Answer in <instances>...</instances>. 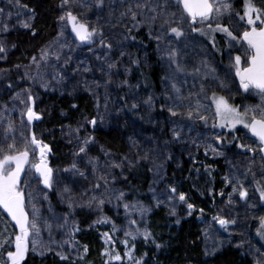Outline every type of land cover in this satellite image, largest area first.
I'll return each mask as SVG.
<instances>
[{
	"label": "rangeland",
	"instance_id": "374dc122",
	"mask_svg": "<svg viewBox=\"0 0 264 264\" xmlns=\"http://www.w3.org/2000/svg\"><path fill=\"white\" fill-rule=\"evenodd\" d=\"M137 2L142 3L143 0H104V11H97L95 18H90L96 7L94 0H72L69 7L73 13L82 15L80 17L76 14L82 22L88 23L90 28L97 27L102 30L106 42L112 44L111 50L101 47L98 38L91 50L90 48L80 49L69 27H63L60 21L58 35L40 49L35 56V61L18 66L12 71L7 69L0 71V117L13 122L17 132V145L21 148L23 145L20 142L19 133L23 132L25 136L30 137L36 132L35 129L30 128L33 125L28 124L26 115H21L25 105L21 104L20 100L13 99L19 93L20 99L26 101L25 90H30L34 101L32 107L34 104L33 110L38 115L43 114V110L39 107L40 102L48 96L89 95L97 100L96 119L106 130L116 126L125 129L124 126L129 123L125 114V104L131 106L136 104L135 108L138 111L137 124L129 123L130 128L125 136L129 142L127 153L112 152L104 145L97 144L87 134L77 132L73 128H66L63 137L71 148L66 152L65 160L54 162L47 153L48 165L53 169L52 187L46 188L34 171L21 175V187L26 194V210L31 217L34 205L42 225L40 235L36 238L38 249L34 253L30 244L25 259L29 254L44 256L52 252L66 257L76 256L80 242L78 241L79 231L74 229L80 230V226L74 213L84 211L95 214V222L104 217L109 220L108 223H96L101 226L103 233L112 235L114 241V243L106 244L103 236L104 252L105 250L118 252L122 260L133 264V261L124 255L127 249L120 242L125 239L123 230L127 227L128 220H137V225L132 227L139 228L140 233L145 231L150 233L149 214L157 205L168 203L171 212L178 215L180 221L189 218L198 210L200 214L198 222L201 225L200 240L209 257H214L225 248L232 247L245 249L244 254L253 264L258 262L264 264V239L257 234L260 228L259 217L264 216V210H261V206L264 207V201L260 200L257 191V187L264 188V171L261 170L264 162L261 161V154L258 151L254 154L237 147L238 144H245L257 148V143H253L254 138H251L247 129L240 125L234 131L228 128L211 127L214 105L210 99L212 96L210 93L224 95L230 103L241 106V110L245 105H258L261 100L258 96L243 94L238 88V79L234 77V73H229L227 45L221 34L217 33L215 36L216 48L212 47L207 36L191 32L190 29H186L184 37L178 40L172 36L166 37L159 42L158 47L155 37L161 34L160 20L151 26L145 23L138 28L134 27L135 31H142L147 40L157 46L159 51L157 55L165 74L158 91L142 89L140 83L133 80L136 56L132 45L125 39L124 31L128 30L126 25L131 21V17L130 14L121 16L130 4L134 7ZM232 2L234 10L242 13V0H232ZM81 3L90 5L91 10L80 7ZM257 6L260 5L257 4ZM260 7H264V3ZM0 8L5 10L3 14H0V44L5 48V52L0 53V62H5L9 53L14 50L7 35L16 29H24L23 23L30 24V20L28 17L16 14L19 9L15 5V0L12 4H9L8 0H0ZM67 10V7H62L61 15ZM144 12L149 16L152 15L147 8ZM9 13H11L10 16ZM137 19L142 17L138 16ZM224 22L227 23V20L225 19ZM235 22L234 18L233 23ZM5 24L6 31L3 30ZM134 48L138 52L141 65L145 68L152 66L150 52L138 46ZM172 49L177 51L176 61L183 68L182 72L176 71V64L172 63L168 57V52ZM42 50L48 52L46 59H41ZM57 54L60 56L58 61L55 59ZM235 54L234 52L233 55ZM204 61L207 62V67ZM110 63L115 64V67L109 68ZM196 69H199V72ZM173 82L181 88L183 96L188 97L191 94L190 101L185 100L184 105L194 104L197 99L202 104L208 105L207 111L202 109L204 115L209 117L208 129L200 131L197 128L198 124H204L202 121H189L170 115L168 108L172 101L167 97L175 95L171 89ZM220 82H223L225 86L219 87ZM44 84L48 86L43 87ZM201 85L204 86V93H200ZM198 93L199 96H197ZM149 96L152 97L151 106L144 103ZM205 96L208 99H205ZM237 98L243 101L239 104L235 101ZM184 110V107L178 109L181 112ZM178 126L183 128L179 140L173 137L172 132L173 128ZM3 127L4 125H0V136L3 134ZM164 128L168 129L166 136L163 133ZM215 136H220L222 142L217 143ZM36 137L40 140L38 136ZM86 138L91 140L87 147L95 144L100 148L102 157H95L88 152L79 153V148L83 146ZM209 145L223 154L213 153ZM37 158L38 150L30 159L35 162ZM135 161L145 163L153 175L149 204L132 198L130 193L120 185L121 180L126 177L127 168ZM185 163L189 168L199 165L192 170L195 185L210 198L208 203L210 209L206 207L199 209L190 193L182 191L184 180L175 177V172L170 170L169 165L174 168V171H179ZM73 164L75 168L72 167ZM249 168L251 172H248ZM226 176L233 183L235 178H239L248 191L246 200H241L238 194H233L232 203H229L233 184L225 181ZM216 180L220 183L217 184ZM97 184L100 185L98 188ZM171 188H175L176 192L172 193ZM52 192L57 196L61 207L65 208L64 211L56 209L51 199ZM121 193H123L122 197ZM181 193L185 195L186 202L179 200ZM101 199L104 200L103 205L99 204ZM124 204L129 205L127 212L123 207ZM187 204L193 205L192 210L187 208ZM133 205L135 207H132ZM108 208L116 212V216L120 218L119 223L106 212ZM140 209H147L143 216L140 214ZM190 211L191 214H189ZM4 214L9 219L7 214ZM216 216L234 219L236 223L220 228V224L213 219ZM65 219L68 221L67 224ZM113 224L121 230L113 233ZM140 241L151 242V233L147 240L143 238V235H138L135 241L129 240V247L135 244L132 253L134 260H137L135 254L137 243ZM252 241H258L260 247ZM146 254L145 251L141 252L143 257Z\"/></svg>",
	"mask_w": 264,
	"mask_h": 264
},
{
	"label": "snow or ice",
	"instance_id": "6c2138e0",
	"mask_svg": "<svg viewBox=\"0 0 264 264\" xmlns=\"http://www.w3.org/2000/svg\"><path fill=\"white\" fill-rule=\"evenodd\" d=\"M9 4L13 3V0H8ZM97 8L103 6L104 0H94ZM72 0H61V7H67L68 10L64 12L58 19L62 22L63 27H70L71 32L75 34V38L81 42V44L93 45L97 42L101 47L111 50L112 44L106 42L104 33L97 27H89L88 23L82 22L78 18V15L74 14L69 7ZM17 8L24 7L21 5L20 0H15ZM242 13L235 11L233 8L232 0H143V2L129 5L126 12H122L121 16L129 15L131 20L134 21L133 27L147 23L149 26L154 25L157 20H160L159 28L161 34L157 35L155 39L158 42L164 40L168 36H172L175 39L184 37L186 29H190L191 32L199 33L202 36H207L212 43V47L216 48L215 36L217 33L221 34L225 39L227 45V55L229 58V73H234V77L238 79V88L242 90L243 94L249 96H258L261 103L258 105H245L241 110V106L234 105L229 102V99L224 95H217L213 93L211 96L212 104L214 105L212 128H228L229 130H236L240 125L244 129H247L251 134V138H254L253 143H257V148H253L251 145L238 144L237 147L246 149L248 152L261 154L260 159L264 161V7L257 6L254 0H242ZM80 7H87L91 10V6L81 3ZM147 8L148 12L152 15H147L144 9ZM175 9V10H173ZM139 10V11H137ZM4 9L0 8V14L4 13ZM11 13H9V16ZM141 16L142 19H137ZM235 18V23L233 19ZM225 19L227 23H225ZM200 25L201 27H197ZM24 28H29V23H23ZM205 28L207 29L205 31ZM3 30H7V25L3 26ZM131 31V29H129ZM151 34V33H150ZM35 35V33H33ZM63 35V31H61ZM127 39V37H125ZM135 39V37H133ZM91 50V48L89 49ZM217 51H220L217 49ZM5 52V48L0 44V53ZM236 53L233 55V53ZM123 55V53H121ZM177 51L172 49L168 52L170 61L176 64V71L182 72L183 68L176 61ZM48 52L42 50L41 59H46ZM55 59L58 61L60 56L57 54ZM99 59V57H97ZM36 58L33 57V61ZM207 67V62L204 61ZM109 68H114L115 64H108ZM87 71V69H85ZM199 72V69H196ZM214 72V69L212 70ZM55 78V77H54ZM207 78V77H205ZM43 87L48 85L44 84ZM219 87H224V83L220 82ZM11 87V85H9ZM172 92L174 96H168L167 99L172 101L168 111L172 117H181L189 121L199 120L204 123L205 126L209 124V117L204 115V111H207L208 105L202 104L199 99L194 104L189 103L184 105L185 100L191 99V94L185 97L181 94V88L176 83L171 84ZM27 92V100L20 99V94L17 93L13 99L20 100V103L25 105V110L21 112V115H26L28 124H31L33 120H39L40 116L33 110L32 103L33 96L30 90ZM204 86L201 85L200 93H204ZM200 94L198 93L197 96ZM205 99H208L205 96ZM145 104L151 106L152 97L149 96L144 101ZM75 107V106H74ZM133 108L137 107L136 104L132 105ZM181 107H184V111H178ZM23 123V122H22ZM91 125L95 126L97 121L92 119L88 121ZM175 123V122H174ZM0 125H4L3 134L0 136V209L11 218L14 222L13 227L18 229V232H13L11 235L7 234V227L3 231H0V264H22L26 254L29 252V245L32 246V251L35 253L38 249L37 237L40 235L41 223L37 215V209L33 205L31 218L29 212L26 210V194L21 187V175H27V172H35L42 184L46 188H51L53 183V169L49 167L47 160V153L50 151L49 146L38 140L35 133H32L30 137L24 135L23 132L19 133L20 142L23 147L17 145V132L14 124L11 120H6L0 117ZM191 130V129H189ZM183 128L179 126L173 128V137L177 140L180 139ZM217 143H221V137L215 136ZM235 139V137H234ZM91 142L90 138H86L83 141V146L79 148V153H85L87 145ZM211 151L217 155L223 153L217 152L215 147L208 146ZM38 150V158L35 162L30 159L31 156H35ZM207 154V153H206ZM91 163V161H90ZM27 166V171H26ZM118 166V165H116ZM75 168V164L72 166ZM264 171V166H262ZM251 172V168L248 169ZM83 175V173H80ZM247 175V173H245ZM101 179H104L101 177ZM225 181L232 183V192L229 194V203H232L231 196L238 194L239 199L246 200L248 197V191L240 182L239 178H235V183L226 176ZM105 183L107 181L105 180ZM100 185L97 184L98 188ZM172 193L176 192L175 188H171ZM260 200L264 201V188L257 187ZM30 195V194H29ZM223 195V193H221ZM123 196V193L120 194ZM179 200L186 202V197L183 193L179 194ZM119 199V197H118ZM100 205L104 204V200L99 201ZM71 207V204H69ZM125 211L129 209L128 204H124ZM132 207H135L134 205ZM187 208L192 210L193 205L187 204ZM147 209H140L141 216ZM202 211V210H201ZM174 214V212H173ZM191 214V211L189 212ZM221 227L226 228L229 224H235L234 219L229 220L221 218L219 216L213 217ZM260 228L257 230V234L264 239V216L259 217ZM107 217L97 220L96 223H108ZM68 221L65 219V224ZM137 225V220L129 219L127 227L123 230L124 240L120 241L127 249L124 253L133 264H142L141 260L133 259V250L135 244L133 243L129 247V240L135 241L138 235H143L145 240L148 239L150 233L147 231L140 233L139 228H133ZM50 228V225L48 226ZM113 233L120 231L115 224L112 225ZM79 231L78 228L74 229ZM71 235V233H70ZM105 243H114L112 235L109 233H103ZM31 238V239H30ZM159 247V245H157ZM84 251L87 252V246L84 247ZM42 255L43 252L41 251ZM61 259H67L66 256L58 253ZM104 255L108 257L105 264H111L112 261H122V256L118 252H109L105 250ZM259 264V262H258Z\"/></svg>",
	"mask_w": 264,
	"mask_h": 264
},
{
	"label": "trees",
	"instance_id": "16d2710c",
	"mask_svg": "<svg viewBox=\"0 0 264 264\" xmlns=\"http://www.w3.org/2000/svg\"><path fill=\"white\" fill-rule=\"evenodd\" d=\"M254 3L263 6L264 0H254ZM20 4L27 7L18 8L16 14L28 17L30 27L16 29L7 35L14 50L9 53L5 62H0V71L5 69L12 71L18 66L30 64L40 49L58 35L61 0H20ZM97 11H104V7H95L90 18H95ZM133 23L134 21L131 20L126 25L128 30L124 31L126 40L132 45L136 56L133 80L138 81L144 90L158 91L165 74L157 55V46L148 41L142 31H135ZM134 46L145 48L150 52L152 66L145 68L141 65ZM210 94L212 95V93ZM235 101L240 104L243 100L237 98ZM39 107L43 110V114L40 115L41 121L30 128L35 129V135L49 146V154L54 162L65 160L66 152L71 148L63 137L66 128H73L77 132L87 134L97 144L104 145L112 152L125 154L129 148V142L125 138L127 130L130 128L129 123L137 124V108L125 104V114L129 120V123L124 126L125 129L116 126L106 130L98 122L95 126L91 125L88 121L92 119L97 121V100L86 94L63 97L48 96L47 99L40 102ZM208 126L198 124L197 128L203 131L208 129ZM167 132L168 129L164 128L165 136ZM86 152L95 157H102L100 148L95 144L88 146ZM199 159L201 160V156ZM169 166L170 170L175 172V177L184 180V186L181 189L183 192L190 193L198 208L210 209L208 205L210 198L195 185L196 181L192 170L198 168L199 165L190 166V168L192 167L190 169L185 163V166L179 171H174V168ZM125 173L126 177L120 182L121 187L129 192L132 198L146 204L151 203L153 175L149 167L141 161H135ZM216 183L219 184V180H216ZM51 199L57 210L64 211L65 208L61 207L53 192ZM262 209L264 210V207L261 206ZM106 212L115 222H120V218L116 216L113 209L108 208ZM198 215L200 214L197 210L189 218L180 221L178 215L171 212L168 203L157 205L152 209L148 218L152 241L138 242L135 257L141 260L142 264H253L244 254L245 249L239 248L227 247L214 257H209L200 240L201 225L198 222ZM74 217L80 226L78 236L80 248L76 256L69 255L67 259H61L53 252L44 256L29 254L22 264H105L108 257L104 255L103 230L101 226L96 225L95 214L77 211L74 213ZM5 227H7V234L11 235L15 232L9 219L0 209V231H3ZM252 243H256L260 247L258 241H252ZM85 246H87V252L84 251ZM142 251L147 252L145 257L141 255ZM111 264L132 263L123 259L122 261H112Z\"/></svg>",
	"mask_w": 264,
	"mask_h": 264
},
{
	"label": "water",
	"instance_id": "95a60500",
	"mask_svg": "<svg viewBox=\"0 0 264 264\" xmlns=\"http://www.w3.org/2000/svg\"><path fill=\"white\" fill-rule=\"evenodd\" d=\"M69 29H70V27H69ZM70 33H71V35L73 36L74 40L76 41V43H77V45H78V47H79L80 49L91 48V47H93V46L96 44V43L93 44V45L81 44V42L75 38V34L71 32V29H70ZM33 107H34V104H33ZM34 108H35V107H34ZM39 116H40V115H39ZM40 121H41V116H40V119H39V120H33L32 123H31L30 125H34V124H36V123H38V122H40ZM249 134H250V133H249ZM250 136H251V134H250ZM49 149H50V148H49ZM48 153H50V151H49ZM263 162H264V161H263ZM8 218H9L10 223H11L12 226H13L14 222L11 221V218H10V217H8ZM30 218H31V217H30ZM220 228H221V226H220ZM15 230L18 232V229H15Z\"/></svg>",
	"mask_w": 264,
	"mask_h": 264
}]
</instances>
